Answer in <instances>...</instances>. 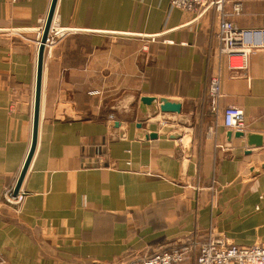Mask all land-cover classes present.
Instances as JSON below:
<instances>
[{"label": "crops", "instance_id": "0c3cea01", "mask_svg": "<svg viewBox=\"0 0 264 264\" xmlns=\"http://www.w3.org/2000/svg\"><path fill=\"white\" fill-rule=\"evenodd\" d=\"M51 1L0 0L4 264H127L186 242L194 231L239 245L264 242V146L229 139L206 96L220 71L221 107H241L248 130L264 136V48L247 71L229 69L214 52L213 6L190 12L169 0H58L54 20L66 33L45 47L25 197L18 205L5 200L32 142ZM224 8L241 28L264 27V0H224ZM145 95L180 101L193 126L157 115L140 129ZM110 115L123 127L111 126ZM173 131L182 136L172 138ZM144 132L159 135L142 138Z\"/></svg>", "mask_w": 264, "mask_h": 264}, {"label": "built area", "instance_id": "2783aa9c", "mask_svg": "<svg viewBox=\"0 0 264 264\" xmlns=\"http://www.w3.org/2000/svg\"><path fill=\"white\" fill-rule=\"evenodd\" d=\"M18 2L21 0H9ZM172 7L195 12L207 7H216L219 13L216 38L219 45L214 52L219 59L226 58L231 70L242 72L249 68L250 57L257 50L264 48V27L241 28L230 18L225 11L224 0H169ZM240 6H234L238 13ZM53 18L46 46L55 44L63 38L66 29L60 27ZM207 99L211 112L216 118V123L222 120L225 128L248 129L244 111L236 105L222 108L220 105L223 97L221 72L212 73L207 89ZM14 110H11L13 112ZM102 163V160L100 158ZM25 197V192L20 191L14 195V188L5 192V200L12 204H20ZM193 258L196 264H264V242L250 245L230 243L208 234L204 238L193 236L190 240L160 252L153 253L130 264H181L188 258ZM0 264L4 260L0 256Z\"/></svg>", "mask_w": 264, "mask_h": 264}, {"label": "water", "instance_id": "95a60500", "mask_svg": "<svg viewBox=\"0 0 264 264\" xmlns=\"http://www.w3.org/2000/svg\"><path fill=\"white\" fill-rule=\"evenodd\" d=\"M58 0H52L51 6L45 21L44 28L42 30V36L40 40L39 46V53H38V61H37V79H36V90H35V102H34V119H33V135H32V142L30 146V150L26 157V160L23 164V167L20 171L18 180L14 187V195H16L22 186L23 180L26 176L27 170L33 158L36 145H37V135H38V127H39V114H40V101H41V85H42V69H43V58H44V51L49 35V31L52 25V21L55 14V9L57 6ZM140 121L137 123L140 129H143V122L155 117L157 115H161L164 121H171L178 123L185 127H192L193 126V116L190 114L182 113V103L178 100H171L165 97L158 98L156 96H142L140 97ZM109 123L111 126L116 128H122L123 122L118 120L114 115H110ZM124 129L121 130V135L124 136L125 134ZM157 132H144L141 137L147 139H156L158 137ZM172 138H179L182 136V132L180 131H173L170 134ZM226 135L229 139L231 137H246L248 140L249 146L253 147H262L264 146V136L257 132H250L248 129H232L226 128ZM251 151L248 152V154ZM264 167V164L261 166ZM256 171L255 173H260V168H254ZM211 230V229H210ZM197 231H194L190 236H196ZM142 258L141 256L133 259ZM132 261L128 262L130 264Z\"/></svg>", "mask_w": 264, "mask_h": 264}, {"label": "rangeland", "instance_id": "374dc122", "mask_svg": "<svg viewBox=\"0 0 264 264\" xmlns=\"http://www.w3.org/2000/svg\"><path fill=\"white\" fill-rule=\"evenodd\" d=\"M180 126H182V125H180Z\"/></svg>", "mask_w": 264, "mask_h": 264}]
</instances>
